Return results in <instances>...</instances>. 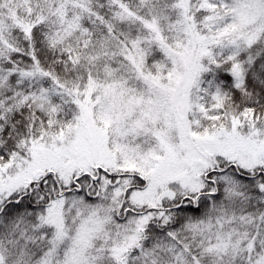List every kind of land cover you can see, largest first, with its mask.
<instances>
[{
	"label": "snow or ice",
	"instance_id": "1",
	"mask_svg": "<svg viewBox=\"0 0 264 264\" xmlns=\"http://www.w3.org/2000/svg\"><path fill=\"white\" fill-rule=\"evenodd\" d=\"M0 264H264V0H0Z\"/></svg>",
	"mask_w": 264,
	"mask_h": 264
}]
</instances>
